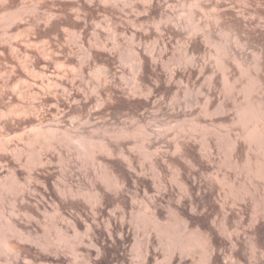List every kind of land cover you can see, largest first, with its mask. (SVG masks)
Masks as SVG:
<instances>
[{"label":"bare ground","instance_id":"obj_1","mask_svg":"<svg viewBox=\"0 0 264 264\" xmlns=\"http://www.w3.org/2000/svg\"><path fill=\"white\" fill-rule=\"evenodd\" d=\"M241 1H243L244 5H245L244 7H246L248 5H250V7H251L250 3H248V5H247V2H249L250 0L249 1L248 0H241ZM13 2H14V0H0V36L1 37L2 36L4 37V35L7 34V31H9V30L6 31V27L8 24L9 25L11 23L15 24L16 22H18V23L22 22L23 23L24 20L26 22L29 21L28 19L26 20V18L28 16L32 17L35 13H37L35 11L38 10V8H39V7H37L38 3L35 2L34 0L31 2L26 1V3L24 1L22 2V0H21L20 6L13 5V4H15V2L14 3ZM219 2L220 1L215 0L216 5H214V6L217 8V10H219L218 8L220 6H222L219 4ZM240 3H242V2H240ZM257 5H258V7L261 6L264 9V0H259L257 2ZM257 5L255 7H257ZM226 7H225V9H226ZM238 7H240V6H238ZM228 8H229V6L227 7V9ZM253 8H254V6H253ZM262 8H260V9L258 8V10L252 9L253 10L252 12H250V13L248 12V19H250L252 16H255L253 18L255 19V21L258 22V23H256L257 25L254 28H251L250 26H248V23H246V21H247V18L245 20L246 14L244 15L243 13H240L239 11L234 12L233 8L230 9V11L233 9L232 12L228 13L230 17L225 15V14H227V12L223 13L225 15V18L229 17V19H230L228 21V18H227V22H229L228 25H230V28H232V30H233V35H234L233 44H231L232 42L229 43L226 40L219 39L216 35L217 30L224 32L220 29V25H219V28L216 29L217 28L216 25L218 26L217 23H219L220 21H223L222 19H224V15L219 12L220 10L218 11L219 13H216L214 16V19H215L214 24H216L215 26L214 25L212 26V23H211V25H209V22H208V24L205 23L202 25L204 28H206L205 30L202 28V26H199L200 24L196 25L194 27L195 29L193 28L195 31L196 30L199 31L200 27H201L202 32L204 31L203 34H202V32H201V34L204 38V41H206L205 43L211 42L215 46L219 55L222 54V56H225V57L227 56L229 59L231 58V60L233 61V63L235 64L236 68L239 71L238 73H240V75H243L244 77H246L245 83L243 85H242V83H240L241 86L237 89L236 81H239V80L234 79L233 81H231L229 79L232 77V76L229 77V75H231L230 72L232 71L231 63L227 62L228 60H225L224 59L225 57L222 58V56H221V59H222L221 61L216 59L217 61H215V62H217L222 67L221 70H223V73H222L223 79H221V80H223L224 84L227 86V88H228L227 90L230 92L231 91L235 92V90L237 89L236 91H238L239 94H241L242 98L244 99V100L242 99L243 102L240 100L241 103L239 101L236 104H234L236 102L234 99L235 102L233 103L235 106V107H233L234 108L233 110L236 112V114H235L236 116L234 115L235 118H233L234 120H233V122L232 121L231 122L233 123V125L236 124L238 126V127L236 126L238 128V130L237 131L235 130V132H234V130H232L234 127L233 128L231 127L232 128L231 130L228 128L229 130L227 129L228 131L227 130H226L227 132L225 131L226 134H223L224 139L221 138V140H220V139L216 138L217 143H215V144H217L218 147L216 145H215L216 147L215 146L213 147L211 145L210 141L206 138V136L203 137V139H201V142L196 144L197 143L196 141H198V140H196V137L189 135L188 133H187L188 135H183V134L181 135L179 132L182 133V130H179L178 133L175 131L177 134H174L173 135L174 137H172V140L171 139L169 140L168 139L169 136H168V132H167L168 129L164 128V127H166L165 118H168V117H175L176 118L178 116L180 117V113H182L181 109L183 108V106L181 107L180 101H178V97H177L179 95L178 91L181 88L179 85L182 83L184 84V81H188V84H190L189 80H187V79L191 78L192 79L191 81L197 80V79L199 80L198 77H200V75H202V73L205 72V70H209L208 73H210V71H211L210 68L206 69L207 68V63H206L207 60H206V62L205 61L199 62L198 59L196 58L197 59L196 60L195 57L193 56L194 54L189 55L188 60L191 64L190 65L191 68L194 69L193 72L194 71H196V72L193 73L192 70L190 71V73L188 72V76H186V80L183 81V79L181 78V75L176 76V72H174L175 70L171 71V72L169 71V74L167 75V77L166 76L163 77L162 75L159 74L161 72L163 73V70L161 72H159L160 68L157 65L160 64V60L157 59V57H154V55L152 53L153 52L152 50L154 48H151L152 52L148 51V54L145 51H141L138 53L139 50L137 52H134L133 56H134L135 62L134 61L133 62L135 64L134 65L135 67H134V73H132V75L134 76V79H136V83L135 84L133 83L134 85H131L132 87H130V88L128 87L127 90L125 89L124 94H126V95H123V97L126 96V99H124V98L117 99V102H118L117 105H120V106L116 107V109H113L114 111L111 113V117H110L111 119H113V122L116 124V127L112 130L113 132L111 133V136L105 137L104 138L105 140L102 139V141L99 142L98 144L94 143L96 140L94 142L92 141V137L95 135V132H94V134L92 131L90 132V128L99 127V128H102L106 131L107 130L109 131L110 129L107 128V125H109V122H108L107 118H105L104 116H97V113L99 111L96 112L97 108L92 109L91 108L92 106H89L90 108L87 109V111H86L87 114H85L86 115L84 117L85 119L82 122H81L82 119H80L82 117L79 118L80 120L77 118L79 121H73L72 120L69 122H65L66 120L64 121L61 119L57 120L56 118L55 119L54 118L48 119L49 118L48 116H47L48 120H45V119L37 118L38 116H36L35 113L33 112L34 116H36V118H35L33 116V114H31L32 111H34L35 109H30L29 106H28V108H29L28 110H26V108H24L27 112H23L24 114L22 113L23 114L22 116H21V113H19V112H21L19 110H18L19 112L18 111L14 112V115H12L11 113H13V111H12L13 109L11 110L8 107V105H6L7 103L5 102L7 95H8L7 90L11 89L10 91L12 92V94L19 97V94H21L20 91L22 89V87L20 86V82L22 79H21V77H19L20 79L14 80V83H11L10 88H9L8 84H10V83L7 82V81H9L7 79L11 78V76L9 75L10 77L6 79L7 72L9 70L7 69L8 70L7 71L5 69V66H3L4 68L0 67V130L5 129V131L8 132V133H6V135L3 134V135H5L4 137H0V187L1 188L4 187L9 178L14 182H17L19 184L21 183L23 185L22 187L23 188L25 187L26 189L27 188L29 189L33 184H38L40 186V188L37 189V190H39V193H40V200L39 201L37 199V201L32 202L30 197H29V193H26L23 190H22V192L20 191L21 192L20 204L23 205L22 207L25 210V211L23 210L24 213L26 212L28 217L30 216L33 219L35 217L36 218L38 217V214L40 213L41 210H42V212H43V210L46 212L47 207H50L53 211V214H51V216H49L51 218L48 219L50 221H47L50 223V227L52 226V227L58 228L59 230L58 229L57 230L60 231L58 233H60L61 238L65 242H68V238L71 237L70 235H73L74 237L78 238L75 240L79 241L80 246H82V245L85 247L87 246V248L88 247L92 248V246H94L96 248V246H99L98 244H100L101 241L104 242L106 238L108 239V237H110L112 235L111 230H113V229L116 230V232L120 231L118 235H119L120 239H122L124 234H126L128 229L130 228V226H128L129 222L133 220V219L131 220L128 218L130 216L133 217V215H131V213L133 211V208L135 207V206L133 207V205H135V203H137V204L139 203V205H140L139 208H142L143 211H146V214H145L146 216L143 215L142 213L137 215V223H141L143 228L146 230L152 229V231L154 230L155 232H157L160 235H163V234L165 235V233L167 234L169 231H174L176 229L189 230L191 232V230H193L191 228V221H192L191 216L196 215V213H199V215L200 214L201 215L202 214L203 215L211 214L213 220L211 219L212 221H210V222H211V224H213V226L216 225V227H211V226L210 227L213 230H215L214 228L217 229L219 227V229H217V230L220 231L218 233H221V236H222V232L225 233V230H228V229H226L227 226L223 228V225H221V224L227 223L226 220L228 219V214L232 211V209L234 207L240 205L241 202L245 201V199L248 196L252 195L253 198L252 197L251 198L254 199V196H255L254 194H257L259 192V190H262V191L264 190V10H261ZM247 10H249V9H247ZM235 11H237V10H235ZM26 14H29V15L26 16ZM164 14H165L164 19L166 20V21L165 20L164 21L166 22V24H164L162 27L158 26L156 28L160 27L161 29H164V30L168 29V30L172 31V33L174 31L177 32L176 27H178L179 25H177V24L168 25L170 21L172 22L171 18L173 17V15H172L173 13L171 11L166 10ZM249 14H252V15H249ZM39 15H40V13H39ZM39 15H37V16L39 17ZM34 16H33V18H35ZM47 16H49V15H47ZM162 19H163V17H162ZM35 21L38 22L37 20H35ZM254 23H252V24H254ZM160 24H162V23H160ZM222 24L225 25V23H222ZM9 25H8V28L10 27ZM158 25H159V23H158ZM222 26L223 25H221V27ZM159 29H157V30H159ZM160 30L157 32L159 33V32L163 31V30H161V31ZM195 31L192 32L191 37L188 36V38H189L187 40L188 46H189V43L191 44L194 42V36L195 35H193V34H197V32L195 33ZM219 31H217V32H219ZM175 32L173 33V35L177 34L179 31L177 33H175ZM166 33H167V31H166ZM176 36H178V35H176ZM8 37H10V36H8ZM198 40H200V39H198ZM156 43H158V42L156 41ZM185 43H186V41H185ZM153 44H155V43H153ZM44 45H45V43H44ZM149 47H152V46H149ZM90 48H91V46H90ZM145 48H146V46H145ZM158 49L159 48H157V51H158ZM18 50H19V48H18ZM45 51H47V49ZM133 51H135V50H133ZM190 51H192V50H190ZM92 52L88 48V50H86L87 57H91ZM154 52H155V50H154ZM160 52L158 51V53H160ZM42 53H43V51H42ZM47 53L50 54V52H48V51H47ZM191 53H193V52H191ZM17 54H18V51H17ZM216 54H217V52H216ZM158 55H160V54H158ZM44 56H46V54ZM120 56H122V55H120ZM46 57H48V56H46ZM200 57H199V59H200ZM7 58H6L5 52L0 49V66L7 64L6 63V62H8ZM89 59H93V58H88V60ZM249 59H251V60H249ZM158 60H159V64H158ZM84 61H85V59H84ZM209 61H211V60H209ZM1 63H2V65H1ZM17 64H18V62H17ZM79 64H81V63H79ZM162 65H163V63H162ZM156 67H158V71H157ZM18 69H21V68H18ZM22 70H23V68H22ZM10 71H12V70H10ZM251 71H254V72L251 73ZM95 73L98 74V76L99 75L103 76L104 79H106L108 73H110V70H109V67L104 66V67H99L97 69V72H95ZM164 73H166V72H164ZM8 74H10V73L8 72ZM55 75H57V73ZM184 75L185 74H183V76ZM240 75H239V77H240ZM103 77H101V78H103ZM206 77H207V75H206ZM213 77L214 76H211L210 79H207V82L209 83V84L206 83L207 85H209V87H207V93L208 94L205 92L207 95L205 94L206 98H205V100L203 99L205 101V103H203L204 107L201 106L202 107V109H201L202 113L199 111L201 114L204 115L203 117L208 116L207 118H209L210 125L212 124V120H213L212 117H215V114L217 113V111H212V110L210 111L209 110L210 107L209 108L207 107L208 103L210 104L209 101L212 100L211 99L213 97L212 95H215L213 93L214 92L213 90L215 88V86H214L215 83H213V80H215V79ZM23 81H24V79H23ZM23 81H22V83H23ZM104 81H106V80H104ZM147 82H149V83H147ZM185 83H187V82H185ZM194 83H196V82L193 81V84ZM24 84H26V83H24ZM39 87H41V86H39ZM187 87H189V85L186 86V88ZM205 89H206V87H205ZM96 90H98V89H96ZM224 90H225V88H224ZM228 91H226V92H228ZM121 93H123V92H121ZM235 94H234V96H236ZM64 95H65V93H64ZM227 96H229V95H227ZM218 97H219V95H218ZM9 98H11V97H9ZM9 98H7V100H9ZM224 98H226V97H223V100H221V101L219 100L218 104H216L217 107L215 109L218 110L217 114L220 113V114L226 115V113L228 112V108H227V105H226ZM13 100H14V98H13ZM228 100H226V101H228ZM68 101H69V99H68ZM101 102H103V101H101ZM12 104H13V102H12ZM113 104H115V103H113ZM21 106L22 105L20 104V107ZM31 107H33V106H31ZM121 108L126 109V111H124V109H122V112L124 111V113H122ZM98 110H100V109H98ZM183 111H184V109H183ZM185 111H186V113L189 112L188 110H185ZM233 114H234V112H233ZM44 115H46V114H44ZM125 116H127V117H129V119L135 120L137 122L135 125L136 128L133 125L134 123H132V122L130 123V121L128 123V120H126L127 117H125ZM64 117H67V116H64ZM64 117H61V118L64 119ZM74 120H76V119H74ZM179 120H181V118ZM154 121L157 124H153ZM193 121H195V120H193ZM214 121H216V120L214 119ZM219 122H217L216 124H218ZM224 122L225 121H223V123ZM232 123H230V124H232ZM154 125H155L156 129L152 128ZM225 127L227 128V125ZM202 128H200V129H202ZM132 129H133V131H132ZM207 129H208V126H207ZM207 129H205V130H207ZM211 130H213V129H211ZM211 130L209 132H211ZM186 131L183 133H186ZM203 133H205V132H203ZM134 134L140 135V137H141L140 142H139L141 149L145 150L146 147L148 149L152 148V150H150V152L148 151V152H145V154H143L144 155V161L146 160L147 165H144L143 164L144 162L142 163L140 161L138 163L134 157L135 152H133L132 147L128 146V141H127L128 137L132 136ZM194 135H196V133ZM219 136H221V135H219ZM94 137H96V136H94ZM215 137H217V135ZM40 141L42 143V146H44V149H43L44 151L42 153H40V151L37 150L38 148L35 150V148H36L35 146L37 144H39L38 142H40ZM41 143H40V146H41ZM132 146H133V144H132ZM223 146H224L225 150L223 152V155H221L219 152V149H220V147L222 148ZM58 148L60 151L56 152V150H58ZM143 150H141V151L144 152ZM221 151H222V149H221ZM36 152H39V153H36ZM56 153H57V155H56ZM82 154L85 156L86 155L90 156V157H92L93 160H95V162L98 166V168L96 169L97 171L95 170L94 172H92V171H89L86 168H84L85 167L84 164L79 160L80 159L79 157H81ZM56 156L59 158V160H60L59 162H61V164H60L61 165V168H60L61 171L59 170L60 171V178L57 176L59 178V180H57L54 177L55 171H54V168L52 166L54 164ZM74 156H76L77 159L76 158L74 159ZM39 167L40 168L42 167L43 170L42 169H41L42 171L39 170ZM238 169L241 171H238ZM86 180H88V185H89L88 190H87L88 193H85L84 190L81 189V187H80V186H82L81 182L82 181L85 182ZM78 182H80V184ZM75 183H76V185H75ZM33 186H35V185H33ZM1 188H0V190L2 192ZM82 188H84V187H82ZM26 189H25V191H26ZM35 189H34V191H35ZM39 193H37V194H39ZM33 194H35V193H33ZM258 195H260V194H258ZM262 198H264V197L262 196ZM186 199H187V202L185 203L184 201ZM254 201H256V200L254 199ZM15 203H17V202H15ZM259 203H261V202H259ZM239 208H240V206H239ZM262 210H264V207ZM13 214H14V212H13ZM43 214H44V212H43ZM167 214L168 215L170 214V216L173 218V219L168 218L169 221L172 220L171 222H169V221L166 222L168 220V219L165 220L166 219L165 216ZM255 214H257V213H255ZM14 215H12V216H13V219L15 220ZM105 215L107 217L104 219L105 221H103V223L105 222L104 223L105 224L104 225L105 226V228H104L105 232H103L100 230V226L98 225L100 221H98V220L100 218H103V216H105ZM251 215H253V214H251ZM260 215H261V213H260ZM45 216H47V215H45ZM255 217H256V215H255ZM218 218H221V221H219L220 219L218 220L219 222H222V223H220V225H218L216 223V219H218ZM13 219H11V220L8 219L7 222L6 221H4V222H5V224L7 223V227H9V229L11 228L10 230H13V232H15V233L17 232L20 234L22 231L20 229L22 227L18 228V226L16 225V223ZM253 219L254 218H252V221H253ZM36 222H38V221H36ZM214 222H215V225H214ZM253 223L254 222H252L251 224H253ZM198 224H196V226H195L196 227L195 229L197 231L199 230ZM227 224H224V225H227ZM133 226H136V225H133ZM200 227H202V226H200ZM220 227L222 229H220ZM0 228H2V226ZM68 228H70V230L71 229L73 230V234L71 233L69 235L66 232ZM134 230H136V229H134ZM208 230L206 231V234L203 231L202 232L208 236L210 234H213L212 232H210ZM249 230H251V229L249 228ZM233 231L235 232L236 229ZM207 232H210V233L208 234ZM254 233H255V231H254ZM2 234H3V232H1V235ZM146 234H144V235H146ZM170 234H172V233H170ZM204 234H202V235H204ZM160 235H159V238H157V239H160L159 241L157 240L159 244L163 243L162 240H165V239H161V238H165L164 235L162 237H160ZM200 235H201V233H200ZM224 235H228V233L224 234ZM250 235H251V233H250ZM148 236H149V234H148ZM208 236H205L206 240L210 241V242H208V244L209 243L212 244L213 242H211L210 238H212L213 235L210 237H208ZM178 237H179V235H178ZM169 238H170V236H169ZM171 238H173V237H171ZM202 238H204V237H202ZM228 238H229V236H228ZM85 239L87 240V243H86ZM199 239H200V237H199ZM173 240H171V241L174 242ZM204 240H205V238H204ZM204 240H201V242L202 241L204 242ZM134 241H136V240H134ZM171 241H169V242H171ZM186 241H188V239ZM197 241H198V239H197ZM142 243L143 244H141V245L142 246L144 245V248H145V251H144L145 256H143V255L142 256L146 259L148 254H149V251H150L149 248H150V246H152V242H151V239L149 237H147V238H145L144 242H142ZM189 243L190 242H188V245H189ZM255 243H256V241H255ZM197 244H198V242H197ZM72 245H74V244H72ZM177 245H178V243H177ZM195 245L196 244H194V246ZM179 246H180V244H179ZM184 246H185V244H184ZM185 247H187V246H185ZM197 247H199V245ZM253 247H255V245H253ZM18 248H20V247H18ZM8 249H10V251L8 250L9 252H11V251L13 252V250H14V249L12 250L11 247H9ZM211 249H212V247H211ZM187 250H189V249H187ZM85 251H87V250H85ZM260 251L262 252V250H260ZM76 252H77V250L74 251L75 255H76ZM78 252H80V251H78ZM206 252L207 251H205L204 253H206ZM13 253H15V252H13ZM212 253L210 255H212ZM187 254H189V253L187 252ZM187 254H186V256H187ZM208 254H209V252H208ZM253 254H254V250H253ZM85 255H87V254H85ZM210 255H209V257H210ZM254 255H256V254H254ZM14 257L18 260L17 262H14V264H34V260H32L29 257H26V255H25V257H23L21 259V256L18 254V252L15 253ZM74 257H76V256H74ZM89 257L90 256H88V258ZM154 258H157V257H154ZM171 259H173V258H171ZM79 260H80V257H79ZM156 261H158V260H156ZM166 262H167V260H166ZM164 263H165V261H164ZM9 264H11V263H9ZM12 264H13V262H12ZM209 264H210V262H209ZM253 264H256V263H253ZM261 264H264V263H261Z\"/></svg>","mask_w":264,"mask_h":264},{"label":"rangeland","instance_id":"obj_2","mask_svg":"<svg viewBox=\"0 0 264 264\" xmlns=\"http://www.w3.org/2000/svg\"><path fill=\"white\" fill-rule=\"evenodd\" d=\"M23 1L26 3V1L31 2L33 0H22V2ZM34 1L39 4V5L37 4V7H39L38 10L35 11L37 13L34 12L36 15L35 14H34L35 16L33 15L36 19L33 18V16L32 17L28 16L29 18L25 17L26 20L27 19L29 20L27 22L24 20L23 23L22 22L21 23L16 22L15 24L11 23L12 25L8 24L10 27L8 28V25H7L6 31L9 30V31H7V34L9 33L10 35L6 34L7 36L6 35H4V37L0 36V49L5 52L6 58L8 57L7 58L8 62H6L7 64L2 65V63H1L2 66H0V67L5 66V69L9 70V71L8 70L7 71L10 74H8V72L6 71L7 72L6 79L11 76V78L7 79L9 81L6 80L8 83H10V84H8L9 88H10L11 83H14V80L20 79L19 77H21V79H22L20 82V86L22 87V89L20 91L21 94H19V97L13 95L12 92L10 91L11 89L7 90L8 91L7 92V94H8L7 98H9V97H11V98H9V100H7V98H6L5 102L7 103L6 105H8V107L11 110L13 109L12 110L13 113H11L12 115H14V112H17L19 110L21 112H19V111L18 112L21 113V116H22L24 114L23 112H27L26 110H28L30 108V109H35L34 111H32L31 114H33V116H34V113H35V115L38 116L37 118H41V119H45V120H48L50 118H52V119L56 118L57 120H60V119L64 120V121L66 120L65 122H69L72 120L73 121H79L80 119H82L81 120V122H82L85 119L84 118L86 116L85 114H87V112H86L87 109L90 108L89 106H92L91 107L92 109L97 108V111L95 110L96 112L99 111L97 113V116H104L105 118H107V120L109 122V125H107V128L110 129L109 131L108 130L106 131V130L99 128V127L90 128V132L92 131L93 134L95 132L94 136H96V137L93 136L94 138L92 137V141L94 142L96 140L94 143L98 144L99 142L102 141V139L105 140L104 139L105 137L111 136V133L113 132L112 130L116 127V124L113 122V119H111L110 117H111V113L114 111L113 109H116V107L120 106V105H117L118 104L117 99H119V98L120 99H122V98L126 99V96L123 97V95H126V94H124L125 89L127 90L128 87L130 88V87H132L131 85H134L136 83V79H134V76L132 75V73H134V67H135L134 66L135 65L134 64L135 59H134L133 53L137 52L139 50L138 53L141 51H145L148 54V51H151L152 50L151 48H154L152 50L153 52L152 51L151 52L153 53L154 57H157V59L160 60V64H159V60H158L159 65H157V66L160 68L159 72H161L163 70V73L162 72L161 73L158 72V73L160 75H162L163 77L164 76L167 77V75L169 74V71L171 72V71L175 70L174 72H176V76L181 75V78L183 79V81L186 80V76H188V72L190 73L191 70H192V72L194 70L193 68H191V66H190L191 64L188 60L189 55H193V54H194L193 56L195 57V59L197 58L199 62H201V61L206 62V60H207V62H206L207 68L206 69L210 68V70H211L210 73H208L209 70H205V72H203L202 75H200V77H198L199 80L198 79L193 80L194 82H196L194 84H193V81H191L192 80L191 78L187 79V80H189V83L191 85L188 84V81H184V84L182 83L183 82L182 81L181 83L183 85L178 84L181 88L179 87L180 90L178 91L179 95L177 97H178V101H180L181 107L183 106V108L181 109L183 114L180 113V117L178 116L176 118L175 117L165 118L166 127H164V128L168 129L167 132H168V136H169L168 139L169 140L170 139L172 140V137H174L173 135L177 134L179 132V130H182V133L179 132L181 135L182 134L183 135L189 134V135L196 137V140H198V141H196L197 142L196 144L201 142V139H203V137L206 136V138L210 141V143L213 147L215 145L218 147V145L215 144V143H217L216 138L220 139V140H221V138L224 139L223 134H226V132L229 129L231 130L233 127L234 128L232 130H234V132H235V130L236 131L238 130V128H237L238 126L236 124L233 125V123H232L234 120L233 118H235V116H236L235 115L236 112L233 110L234 109L233 107H235L234 104H236L240 100L242 101V99H243L242 95L239 94V92L236 90L241 86L240 83H242V85L245 83L246 77H244L243 75H240V73H238L239 71L236 68L233 61L231 60V58L229 59L227 56L226 57L222 56V54L219 55L215 46L211 42L205 43L206 41H204V38L202 36V34L204 32V31L202 32V28L204 30L206 28H204L202 25L205 23L208 24V22H209V25H211V23H212V26L213 25L215 26L216 24H214L215 23L214 22L215 21L214 16L216 13L220 12L221 14H223L224 12L225 13L227 12V14H225V15L229 16L228 13H231L232 10L234 9V12L239 11L240 13H243L244 15L246 14L245 15V20L247 18L246 23H248V26H250L251 28H254L257 25L256 23H258V22L255 21V19L253 18L255 16H252L250 19H248V12L250 13L253 10H258V8L259 9L262 8L261 6L258 7V5H257V2L259 0H255V1L254 0H250V1L248 0L249 2H247V5H248V3H250L251 7H250V5H248L249 7L248 6L244 7L245 5H244L243 1H241V0H234V1L233 0H218V1H220L219 4L222 5L220 7L223 9L222 10L219 7L218 9L220 11L217 10V8L214 6V5H216L215 0H34ZM237 1L239 3L240 2H242V3L239 4ZM14 2H15V4H13V5H16V6H20V4H21V0H14ZM225 5L227 7L229 6V8H228L229 10L227 9V7ZM252 5L254 6L255 9L253 8ZM256 5H257V7H255ZM238 6H240L241 8ZM225 7H226V9H225ZM230 7L233 8L231 11H230V9H231ZM247 9H249V10H247ZM166 10L171 11L173 13L172 14L173 17L171 18L172 22L170 21L171 23L169 22L168 25H171V24L179 25L178 27H176V29H177L176 31L177 32L179 31V32L177 33L174 31L177 34L173 35L174 32L172 33V31H170L168 29L164 30V29H161L160 27L159 28L163 31L159 32L160 34L157 32L160 29L156 28V27H158V26L162 27L164 24H166V22H165L166 20L164 19L165 18L164 13ZM235 10H237V11H235ZM261 10H264V9L262 8ZM39 13L41 16L39 15ZM27 15H29V14H26V16ZM37 15H39V17ZM47 15H49L51 18ZM225 15H224V19H222L223 21H220L219 23H217L218 26L216 25L217 28L215 27L216 29H218L219 25H220V29L224 32L217 30L219 32L216 31V35L219 39L226 40L229 43L232 42L231 44H233V42H234L233 30H232V28H230V25H228L229 22H227V18L229 21L230 16L225 18ZM249 15H252V14H249ZM162 17H163V19H162ZM35 20H37L38 22H36ZM157 22L159 23V25ZM221 22L225 23V25L222 24ZM160 23H162V24H160ZM252 23H254V24H252ZM196 25L202 26V28L200 27L199 31L198 30L195 31L194 27ZM221 25H223V26L221 27ZM157 29H159V30H157ZM193 30L195 31V33L197 32V34H193L196 36V37L194 36V42L191 44L189 43V46H188V42H187V40L189 39L188 36L189 37L192 36L191 34H192V32H194ZM166 31H167V33H166ZM201 32H202V34H201ZM176 35H178V36H176ZM8 36H10V37H8ZM198 39H200V40H198ZM156 41L158 43H156ZM185 41H186V43H185ZM44 43H45V45H44ZM153 43H155L156 45ZM90 46H91V48H90ZM145 46H146V48H145ZM149 46H152V47H149ZM18 48L20 51L18 50ZM88 48L91 50V52L93 51L91 54V57H87V55H86V50H88ZM157 48H159L158 49L159 52L161 51L160 53H158ZM46 49L48 52H50V54L47 53V51H45ZM16 50L18 51V54H17ZM133 50H135V51H133ZM154 50H155V52H154ZM190 50H192V51H190ZM42 51H43V53H42ZM191 52H193V53H191ZM216 52H217V54H216ZM45 54L48 57L44 56ZM158 54H160V55H158ZM120 55H122V56H120ZM221 56H222V58L225 57L224 59L228 60L227 62L231 63L232 71L230 70L231 75H229V77H231V76L232 77L229 79L231 81H233L234 79L239 80V81L235 80L237 83L236 84L237 89L235 90V92L234 91H231V92L228 91L227 86L224 84L223 80H221V79H223L222 78L223 70H221L222 69L221 65H219L217 62H215L217 60L221 61L222 60ZM199 57H200V59H199ZM88 58H93V59L88 60ZM84 59H85V61H84ZM209 60H211V61H209ZM249 60H251V59H249ZM16 61L18 62V64ZM161 62L163 63V65ZM79 63H81V64H79ZM104 66L109 67V70H110V73H108L106 79H104V77L101 75H99L100 76L99 77L98 74L95 73V72H97V69L99 67H104ZM158 67H156L157 71H158ZM18 68H21V69H18ZM22 68H23V70H22ZM10 70H12V71H10ZM164 72H166V73H164ZM195 72L196 71H194L193 73H195ZM253 72L254 71H251V73H253ZM56 73H57V75H55ZM183 74H185V75L183 76ZM206 75H207V77H206ZM239 75H240V77H239ZM211 76H214L213 78L215 79V80H213V83L216 84V85L214 84L215 88L213 90L214 91L213 93L215 95H212L213 96L211 98L212 100L210 99L211 100V101H209L210 104L208 103L207 107L208 108L210 107L209 108L210 111L211 110L217 111V113H218V110L215 109L217 107L216 104H218L219 100L220 101L223 100V97H226L224 99H225V102H226V105L228 108V112L226 113V115L216 113L218 116L215 114V117H212L213 120H212V124L210 125L209 118H207L208 116L205 115L206 117H203L204 115L201 114L202 113L201 109H202V107H204L203 103H205V101H204L206 98L205 96L208 94L207 93V87H209V85H207V84H209V83L207 82V79H210ZM101 77H103V78H101ZM23 79H24V81H23ZM104 80H106V81H104ZM22 81H23V83H22ZM185 82H187V83H185ZM24 83H26V84H24ZM147 83H149V82H147ZM187 84L189 85V87L186 88V86H188ZM39 86H41V87H39ZM205 87H206V89H205ZM224 88H225V90H224ZM96 89H98V90H96ZM226 91H228L229 93ZM121 92H123V93H121ZM64 93H65V95H64ZM234 94L236 96H234ZM218 95H219V97H218ZM227 95H229V96H227ZM13 98H14V100H13ZM68 99H69V101H68ZM234 99L236 102L234 101ZM226 100H228V101H226ZM101 101H103V102H101ZM241 101H240V103H241ZM12 102H13V104H12ZM113 103H115V104H113ZM20 104L22 105L21 107H20ZM28 106H29V108H28ZM31 106H33V107H31ZM24 108H26V110ZM38 109L39 110L41 109V110L39 111ZM98 109H100V110H98ZM122 109H124V108H121V112H122ZM183 109H184V111H183ZM185 110L189 111V112H187L188 114L186 113ZM124 111H126V109H124ZM124 111L122 113H124ZM233 112H234V114H233ZM44 114H46V115H44ZM36 116H34V117L36 118ZM64 116H67V117H64ZM61 117H64V119ZM80 117H82V118H80ZM125 117H127V116H125ZM77 118L78 119L80 118V119L78 120ZM180 118H181V120H179ZM74 119H76V120H74ZM214 119L216 121H214ZM126 120H128V123H129V121H130V123L131 122L134 123L133 125L135 127V125L137 123L135 120L129 119V117H127ZM193 120H195V121H193ZM223 121H225V122L223 123ZM217 122H219V123L216 124ZM230 123H232V124H230ZM153 124H157V123L154 121ZM226 125H227V128L225 127ZM228 125L229 126L231 125V126L229 127ZM207 126H208V129H207ZM152 128L156 129L155 125ZM200 128H202V129H200ZM210 128L213 130H211ZM205 129H207V130H205ZM1 130H0V134H1L0 137H4L6 135V133H8V132L5 131V129L4 130L1 129ZM184 130L185 131L187 130L186 133H183V132H185ZM201 130L205 133H203ZM210 130H211V132H209ZM132 131H133V129H132ZM169 132L170 133L172 132V133L170 134ZM195 133H196V135H194ZM3 134H5V135H3ZM216 135H217V137H215ZM219 135H221V136H219ZM140 138H141L140 135H137V134L129 136L128 140H127L128 146L132 147L133 152H135L134 153L135 154L134 155L135 160L138 163L140 161L142 163L144 162L143 163L144 165H147L146 160L144 161V155L143 154H145V152H148V151L150 152V150H152V148H149V149L147 147H146V149L144 148L146 151L141 149L140 143H139ZM38 143L39 144H37V145L35 144L36 145L35 150L38 148L37 150H39L40 153H42L44 151L43 150L44 146H42L41 141ZM40 143H41V146H40ZM132 144H133V146H132ZM221 149H222V151H221ZM141 150H143L144 152H142ZM224 150H225L224 146L222 148L220 147L219 152L221 155H223ZM59 151L60 150L58 148V150H56V152H59ZM36 153H39V152H36ZM56 155H57V153H56ZM86 156L82 154V156L79 157L80 158L79 160L84 164V166H85L84 168H86L89 171L94 172L98 168V166H97L95 160L92 159V157H90V156L86 157ZM57 158L58 157L56 156V159H55L56 162L54 161V164L52 166H53L54 171H55L54 177L57 180H59L60 171H61V169H60L61 168V165H60L61 162H59L60 160H59V158L58 159ZM75 158L77 159L76 156H74V159ZM41 169L43 170L42 167L41 168L39 167V170H41ZM238 171H241V170L238 169ZM8 181L4 187H2V188L0 187L2 189V192L0 190V227L2 226V228H0V264H9V263L12 264V262L14 264V262H17L18 260L14 257L15 253H17V252L21 256V259L23 257H25V255H26V257H29L32 260H34V264H140V263L141 264H162V263L163 264H209V262H210V264H253V263L261 264V263H264V255H263L264 254V233H263L264 232V213H263L264 210H262L264 207V198H262V196L264 197V194H263L264 190L263 191L259 190V192L257 194H254L255 196L253 195L254 199L256 201H254V199H252L253 197L251 195V196H248L245 199V201L241 202L240 205H238L232 209V211L228 214V219L226 220V222L228 224L224 223V222L223 223L227 224V225L221 224V225H223V228L227 226L226 229H228V230H225V233L221 231L222 236H221V233H218V232H220L219 230H217V229H219V227L217 229L214 228L215 230H213L211 228V227H216L215 222H214L215 226H213V224H211V222H210L213 220L211 214H207V215H203V214L201 215L200 214L199 215V213H196V215L191 216V219H192L191 228L193 229V230H191V232L189 230H182V229H180V230L176 229L174 231H169L170 233H172V234H170L169 232L167 233L170 236V238L166 233H165L166 236L163 234L165 238H161V239H165V240H162L163 243L159 244L158 241L160 239H157V238H159L160 234H158L154 230L152 231V229L146 230L143 228L141 223H137V215H139L141 213L143 215H145L146 211H143L142 208H139L140 207L139 203L138 204L135 203V205H133V207L134 206L135 207L133 208V211L131 213V215H133V217L130 216L131 218L130 217L128 218V219H131V220L133 219V220L130 221L131 223L129 222L128 226H130V228L128 229L127 233L124 234L122 239H120V237L118 235L120 231L116 232V230L113 229V230H111L112 235L110 237H108V239L106 238L104 242L99 241L100 242V244H98L99 246H96V248L94 246H92V248H90V247L87 248V246L86 247L83 245H82L83 247L80 246L79 241L75 240L78 238L74 237L73 235H70L71 233L73 234L72 229L71 230H70V228L67 229L66 232L71 236L70 237L71 239L68 238V242H65L61 238L60 233H58V232H60V231H58L59 229L56 227H52V226L50 227V223L47 222V221H50V220H48L51 218L49 216H51V214H53V211L50 207H47V210H46V212L48 211L47 212L48 214L43 210L44 214L47 216H45L41 210L40 213L38 214V217L33 218L34 220L30 216L28 217L26 212L24 213L25 210L22 207L23 205L20 204L21 192L23 190L24 192L29 193V197H30L32 202L37 201V199L39 201L40 200V193H39V190H37V189H39L40 186L38 184H33L35 186L32 185L29 189L28 188L26 189L25 187L24 188L22 187L23 185L21 183H20L21 184L20 185L19 183L12 181L10 178L8 179ZM83 182L84 181L81 182L82 186H80V187H81V189L84 190L85 193H88V191H87L88 186H89L88 180L85 181L86 183L84 182L85 184ZM78 183L80 184V182H78ZM75 185H76V183H75ZM82 187H84V188H82ZM25 189H26V191H25ZM34 189H35V191H34ZM33 193H35V194H33ZM37 193H39V194H37ZM258 194H260V195H258ZM15 202H17V203H15ZM184 202L186 203L187 199ZM259 202H261V203H259ZM239 206H240V208H239ZM13 212L15 215L13 214ZM259 212L261 213V215ZM255 213H257L259 216ZM251 214H253V215H251ZM12 215H14L15 220L13 219ZM255 215H256V217H255ZM106 217L107 216L105 215V216H103V218H100L98 220V221H100L98 224L100 226V230L103 232H105V229H104L105 228V226H104L105 222L103 223V221H105L104 219ZM10 218L15 221L18 228L22 227L20 229V230H22L20 233L21 235L17 232L16 233L13 232V230H10L11 228L9 229V227H7V223L5 224L4 221L7 222L8 219L11 220ZM165 218H164L165 220H167L168 218L173 219L170 216V214L169 215L167 214L165 216ZM252 218H254L255 220L253 219V221H252ZM169 219L166 222H168ZM218 220L221 221V218L216 219V223L218 225H220V223H222V222H219ZM36 221H38L39 223ZM171 221L172 220H170L169 222H171ZM252 222H254V223L251 224ZM196 224H198V227H199L198 231L195 229ZM133 225H136V226H133ZM200 226H202V227H200ZM221 227H220V229H222ZM249 228L251 230H249ZM134 229H136V230H134ZM235 229H236V231L234 232L233 230H235ZM207 230L212 232L213 234H210L209 236L205 235ZM254 231H255V233H254ZM1 232H3L2 235H1ZM199 232L201 233V235ZM210 232H207V233L209 234ZM226 232L228 233V235H224V234H227ZM250 233H251V235H250ZM144 234H146V235H144ZM148 234H149V236H148ZM202 234H204V235H202ZM163 235H160V237H162ZM178 235H179V237H178ZM205 236H208V237L212 236V238H210V240H211V242H213L212 243L213 245L210 243H209L210 245L208 244V242H210V241H207ZM228 236H229V238H228ZM147 237H149L151 239L152 246H150V248H149L150 251H149V254L147 256L148 259L147 258L145 259L143 257V256H145L144 255L145 248H144V245L142 246L141 244H143L142 242H144L145 238H147ZM171 237H173V238H171ZM199 237H200V239H199ZM202 237H204L205 240ZM187 239H188V241H186ZM197 239H198V241H197ZM134 240H136V241H134ZM171 240H173L175 243L172 242ZM201 240H204V242L203 241L201 242ZM85 241L87 243L86 239H85ZM169 241H171V242H169ZM255 241H256V243H255ZM176 242L178 243V245ZM188 242H190L189 243L190 246L188 245ZM197 242H198V244H197ZM169 243L170 244L172 243L173 245L172 244L170 245ZM70 244L71 245L74 244V245L71 246ZM179 244H180V246H179ZM184 244L187 247H185ZM194 244H196V245L194 246ZM198 245H199V247H197ZM253 245H255V247H253ZM9 247H11L12 250L14 249L15 251L13 250V252H15V253H13L12 251L9 252L10 251V249H8ZM18 247H20V248H18ZM211 247H212V249H211ZM187 249H189V250H187ZM76 250H77V252L75 255L74 251H76ZM85 250H87V251H85ZM253 250H254V254H256V255L253 254ZM260 250H262V252ZM78 251H80V252H78ZM205 251H207V252L204 253ZM187 252L189 254H187ZM208 252H209V254H208ZM211 253H212V255H210ZM85 254H87V255H85ZM186 254H187V256H186ZM209 255L211 258L209 257ZM74 256H76L78 259ZM88 256H90V257L88 258ZM79 257H80V260H79ZM154 257H157V258H154ZM171 258H173V259H171ZM155 259L158 261H156ZM165 259L167 260V262ZM164 261H165V263H164Z\"/></svg>","mask_w":264,"mask_h":264}]
</instances>
